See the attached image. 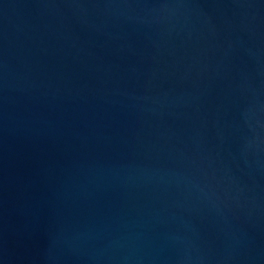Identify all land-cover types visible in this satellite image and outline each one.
Listing matches in <instances>:
<instances>
[{"label":"water","instance_id":"1","mask_svg":"<svg viewBox=\"0 0 264 264\" xmlns=\"http://www.w3.org/2000/svg\"><path fill=\"white\" fill-rule=\"evenodd\" d=\"M0 264H264V0H0Z\"/></svg>","mask_w":264,"mask_h":264}]
</instances>
